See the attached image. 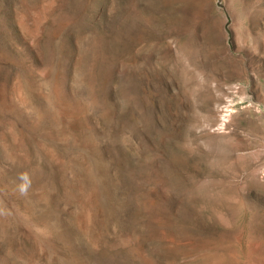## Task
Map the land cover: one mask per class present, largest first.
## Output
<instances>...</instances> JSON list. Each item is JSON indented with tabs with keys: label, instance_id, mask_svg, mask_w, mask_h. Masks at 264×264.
I'll list each match as a JSON object with an SVG mask.
<instances>
[{
	"label": "rangeland",
	"instance_id": "rangeland-1",
	"mask_svg": "<svg viewBox=\"0 0 264 264\" xmlns=\"http://www.w3.org/2000/svg\"><path fill=\"white\" fill-rule=\"evenodd\" d=\"M0 264H264V0H0Z\"/></svg>",
	"mask_w": 264,
	"mask_h": 264
}]
</instances>
